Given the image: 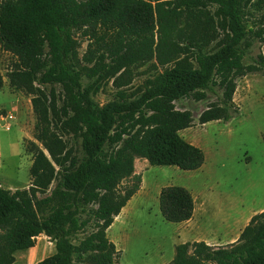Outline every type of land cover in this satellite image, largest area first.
I'll use <instances>...</instances> for the list:
<instances>
[{"label":"trees","instance_id":"trees-1","mask_svg":"<svg viewBox=\"0 0 264 264\" xmlns=\"http://www.w3.org/2000/svg\"><path fill=\"white\" fill-rule=\"evenodd\" d=\"M206 2L218 7L228 34L214 50L193 57V66L176 62L186 46L196 42L193 16H211L204 11ZM247 4L243 0H0V51L15 60L6 77L11 89L30 97L37 143L27 147L33 158L29 187L15 191L0 187L2 264H12V255L32 248L40 234L54 242L55 254L37 264H116L119 252L106 232L139 190L134 159L186 172L204 165L203 152L179 136L192 126L190 116L173 111L170 103L198 91L204 97L218 88L219 105L208 107L198 121L226 123L238 111L233 103L235 80L253 72L264 75V57L257 55L251 65L242 63L251 47L264 44V30L247 28L239 18ZM263 6L264 0H258L256 7ZM73 30H81L87 42L85 63L109 59L125 64L124 69L154 60L158 66L171 67L129 108L109 104L98 109L86 100L81 106L78 102L76 110L67 103L58 106L55 90L44 87L61 81L64 72L72 74L65 58ZM143 105L153 114L141 115L146 127L141 135L119 150L108 148L116 116L117 121L124 111L140 113ZM71 131L81 138L78 154L63 139ZM127 180L130 185L121 188ZM39 195L44 198L38 199ZM158 203L168 223H186L193 217L192 195L182 187L163 188ZM87 227L92 231L79 241ZM169 264H264V212L251 217L235 243L217 248L204 242L180 244Z\"/></svg>","mask_w":264,"mask_h":264},{"label":"rangeland","instance_id":"rangeland-1","mask_svg":"<svg viewBox=\"0 0 264 264\" xmlns=\"http://www.w3.org/2000/svg\"><path fill=\"white\" fill-rule=\"evenodd\" d=\"M243 1L248 4L238 13L241 21L247 28L254 26L264 30V6L256 7L258 0ZM205 6L204 11H209L211 16H193L196 42L186 46L185 54L176 62L193 66L196 62L193 57L214 50L216 44L226 38V20L218 7L209 2ZM200 38L206 43L202 44ZM71 40L65 65L72 74L64 72L61 81L44 87L46 91L55 90L58 106L67 103L76 110V104L79 102L81 106L86 100L98 109L109 104L128 107L159 84L161 75L171 67L158 66L154 60L136 62L124 69L125 64L109 59L88 64L83 61L87 42L81 30H73ZM257 55L264 57V44L256 43L251 47L242 63L251 65ZM14 63L10 54L0 51V187L10 191L29 187L33 158L27 147L29 143L37 144L33 138L36 119L30 97L11 89L6 77ZM123 72L126 75L116 86L114 82ZM234 83L233 103L238 111L226 123L200 125L198 121L208 107L219 105L221 91L218 88L204 97H200L198 91L170 103L173 111L190 116L192 126L180 131L179 136L203 152L204 165L199 170L186 172L176 167L150 166L144 159H134V175L141 178L139 190L106 232L119 252L116 264H169L176 247L186 243L204 242L215 248L227 246L226 242L240 235L244 228L240 224L245 225L256 212H264V75L253 72ZM152 114L143 105L140 113L124 111L117 121L116 116L110 133L113 144L107 147L119 150L129 139L141 135L140 131L146 128L141 117L148 118ZM63 136L68 149L78 154L79 134L74 136L71 131ZM129 185L128 180L124 181L121 188ZM171 186L182 187L192 195L194 213L187 223L172 224L162 218L159 194L163 188ZM42 198L44 196H38ZM91 231L87 227L86 234L79 235L78 240ZM53 254L54 242L40 234L34 238L32 248L12 255V264H37ZM4 262L5 259L0 258V264Z\"/></svg>","mask_w":264,"mask_h":264},{"label":"crops","instance_id":"crops-1","mask_svg":"<svg viewBox=\"0 0 264 264\" xmlns=\"http://www.w3.org/2000/svg\"><path fill=\"white\" fill-rule=\"evenodd\" d=\"M255 214H257V212L256 213H254L252 216H254ZM247 215H249V214H247ZM247 215L245 216V218L247 217ZM251 215V214H250ZM243 217V216H242ZM251 218H249V220H250ZM246 220V219H245ZM244 220V221H245ZM248 220V221H249ZM244 221H242V223L244 222ZM189 222V221H188ZM187 223V222H186ZM248 224V222L246 223L245 222V225H244V223L243 224H240V225H243L244 227L246 226ZM244 229V228H243ZM242 229V230H243ZM239 238V235L237 236V238H236V240H232V242H226V244L225 245H230V244H233V243H235L236 241H237V239ZM208 245V244H207ZM224 247V246H223Z\"/></svg>","mask_w":264,"mask_h":264}]
</instances>
